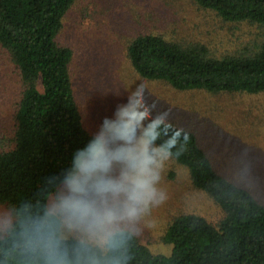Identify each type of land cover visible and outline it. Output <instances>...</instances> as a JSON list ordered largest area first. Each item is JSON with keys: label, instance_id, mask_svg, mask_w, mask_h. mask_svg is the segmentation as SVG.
I'll use <instances>...</instances> for the list:
<instances>
[{"label": "trees", "instance_id": "trees-1", "mask_svg": "<svg viewBox=\"0 0 264 264\" xmlns=\"http://www.w3.org/2000/svg\"><path fill=\"white\" fill-rule=\"evenodd\" d=\"M74 1L0 0V45L22 86L12 146L0 151V204L15 215L0 237V264H264V203L218 173L193 132L169 158L222 210L217 224L197 214L176 216L162 237L168 254L152 251L128 230L113 233L104 249L62 237L49 201L66 183L75 151L92 136L75 98L73 53L56 42ZM193 1L224 21L257 25L264 37V0ZM126 54L140 77L178 91L264 93V38L247 53L213 57L203 44L146 34L130 41ZM170 135L162 129L155 144Z\"/></svg>", "mask_w": 264, "mask_h": 264}, {"label": "rangeland", "instance_id": "rangeland-1", "mask_svg": "<svg viewBox=\"0 0 264 264\" xmlns=\"http://www.w3.org/2000/svg\"><path fill=\"white\" fill-rule=\"evenodd\" d=\"M146 34L182 45L203 44L213 57L247 53L264 38L257 25L224 21L193 0H75L62 20L56 42L73 53L70 75L85 128L93 135L104 117L112 115L129 96L142 98L145 105L159 102L166 106L162 115L174 114L196 135L218 173L264 203V93L178 91L164 82L144 79L131 66L126 48L135 37ZM21 92L18 71L0 45V151L12 146ZM119 175L120 168L114 166L98 172L79 193H71L65 183L52 195L48 207L60 218L62 237L105 248L107 238L102 233L69 220L57 205L64 197L75 195L97 208L119 211L123 194L96 191L99 182ZM156 186L166 198L149 204L134 221L118 220L114 233L128 230L152 251L168 254L170 246L162 237L176 216L197 214L217 224L224 215L170 158L163 162ZM14 220V210L0 204V237Z\"/></svg>", "mask_w": 264, "mask_h": 264}, {"label": "clouds", "instance_id": "clouds-1", "mask_svg": "<svg viewBox=\"0 0 264 264\" xmlns=\"http://www.w3.org/2000/svg\"><path fill=\"white\" fill-rule=\"evenodd\" d=\"M166 106L159 102L145 105L142 98L132 97L115 107L112 115L104 117L88 142L72 157V170L66 176L71 193L84 190L86 182L98 172L120 168L116 179H107L96 185L101 195L123 194L122 208H97L93 202L75 195L64 197L57 208L69 220L84 225L86 230L102 233L109 241L118 220L134 221L149 206L166 197L157 188L163 162L172 156V149L183 138L186 142L192 132L171 116L162 115ZM170 131L166 143L156 145L161 130ZM183 145H181V148Z\"/></svg>", "mask_w": 264, "mask_h": 264}]
</instances>
